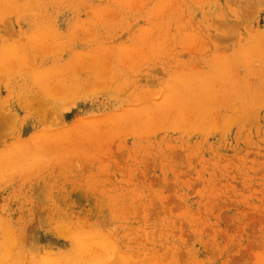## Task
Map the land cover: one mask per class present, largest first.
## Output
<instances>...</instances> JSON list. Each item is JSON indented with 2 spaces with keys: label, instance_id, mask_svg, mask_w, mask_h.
<instances>
[{
  "label": "rangeland",
  "instance_id": "374dc122",
  "mask_svg": "<svg viewBox=\"0 0 264 264\" xmlns=\"http://www.w3.org/2000/svg\"><path fill=\"white\" fill-rule=\"evenodd\" d=\"M0 264H264V0H0Z\"/></svg>",
  "mask_w": 264,
  "mask_h": 264
},
{
  "label": "bare ground",
  "instance_id": "6f19581e",
  "mask_svg": "<svg viewBox=\"0 0 264 264\" xmlns=\"http://www.w3.org/2000/svg\"><path fill=\"white\" fill-rule=\"evenodd\" d=\"M1 122V121H0Z\"/></svg>",
  "mask_w": 264,
  "mask_h": 264
}]
</instances>
